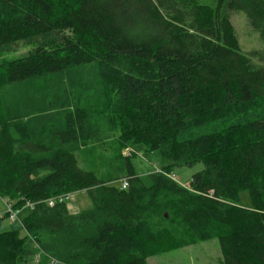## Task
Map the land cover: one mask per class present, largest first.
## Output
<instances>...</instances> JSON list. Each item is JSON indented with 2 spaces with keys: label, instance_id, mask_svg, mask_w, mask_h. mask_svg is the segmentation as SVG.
I'll list each match as a JSON object with an SVG mask.
<instances>
[{
  "label": "trees",
  "instance_id": "16d2710c",
  "mask_svg": "<svg viewBox=\"0 0 264 264\" xmlns=\"http://www.w3.org/2000/svg\"><path fill=\"white\" fill-rule=\"evenodd\" d=\"M231 10L264 43V0H0V51L33 44L0 60V196L31 204L0 264H147L211 238L219 264H264V51H241ZM104 138L123 178L78 165ZM139 147L203 167L146 185L123 153ZM78 191L92 206L70 213L57 198Z\"/></svg>",
  "mask_w": 264,
  "mask_h": 264
},
{
  "label": "rangeland",
  "instance_id": "374dc122",
  "mask_svg": "<svg viewBox=\"0 0 264 264\" xmlns=\"http://www.w3.org/2000/svg\"><path fill=\"white\" fill-rule=\"evenodd\" d=\"M200 2L215 6L217 0H200ZM227 16L231 21L238 43L242 52L252 50L264 51V43L259 38L249 25L245 15L241 11H228ZM33 44L26 42H17L9 45L0 51V60L5 61L27 53ZM105 131L101 137H104ZM111 149L109 138H104L100 141L90 140L84 142L83 145L75 152L78 165L86 170L93 171L102 179L109 177L115 179L123 178L122 159H117ZM124 154H126L123 151ZM122 157V156H121ZM136 175H138L144 184L148 185L149 173L154 167L162 168L167 165L164 163L157 151H149L139 147L135 149V153L131 152L128 156ZM201 163H196L192 166L170 165V173L173 174L177 182L181 185L188 183L194 173L202 169ZM115 185L121 184L120 180L112 182ZM65 208L70 213H76L77 210L88 209L92 206V202L88 194L84 191H78L63 198ZM237 204L241 207L250 208L252 206L251 198L247 190H241L238 193ZM30 208L23 206L18 214V220L22 222L29 214ZM18 222H9L6 219H0V231L19 229ZM21 235H23L21 233ZM25 246L30 249H35L34 243L27 239ZM220 250L217 239L211 238L204 241H198L187 246H177L172 244L171 248L162 252L155 253L147 259V264H219Z\"/></svg>",
  "mask_w": 264,
  "mask_h": 264
},
{
  "label": "built area",
  "instance_id": "2783aa9c",
  "mask_svg": "<svg viewBox=\"0 0 264 264\" xmlns=\"http://www.w3.org/2000/svg\"><path fill=\"white\" fill-rule=\"evenodd\" d=\"M133 150L132 149H127L126 150V156H129L131 154ZM134 152V151H133ZM150 173H153V174H160V175H163L175 182H177V179L176 177L171 174L170 172H167L165 171L164 169L162 168H159V167H154V169L150 172ZM178 183V182H177ZM181 185V184H180ZM128 185H127V181L126 180H122L121 181V188H126ZM183 187H188V184L186 183L185 185H182ZM57 200L59 202H62L63 201V198H57ZM56 201L55 198H49L47 200V204L52 206L54 204V202ZM26 206L28 207H31V204L30 203H27ZM20 212V208H16L13 204L12 201H10L9 199H5L3 197L0 196V219L4 218L6 219L7 221L9 222H18L20 226H22V222H20L18 220V214ZM37 257L39 256V254L37 253L36 255ZM52 262H54L52 260Z\"/></svg>",
  "mask_w": 264,
  "mask_h": 264
},
{
  "label": "crops",
  "instance_id": "0c3cea01",
  "mask_svg": "<svg viewBox=\"0 0 264 264\" xmlns=\"http://www.w3.org/2000/svg\"><path fill=\"white\" fill-rule=\"evenodd\" d=\"M77 211H79V210H77Z\"/></svg>",
  "mask_w": 264,
  "mask_h": 264
}]
</instances>
